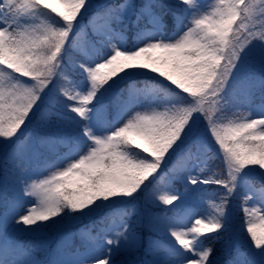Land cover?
Instances as JSON below:
<instances>
[{"label": "snow or ice", "instance_id": "6c2138e0", "mask_svg": "<svg viewBox=\"0 0 264 264\" xmlns=\"http://www.w3.org/2000/svg\"><path fill=\"white\" fill-rule=\"evenodd\" d=\"M0 264H264V0H0Z\"/></svg>", "mask_w": 264, "mask_h": 264}]
</instances>
